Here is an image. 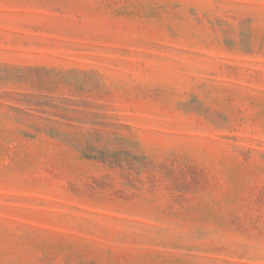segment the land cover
I'll return each mask as SVG.
<instances>
[{
    "label": "rangeland",
    "instance_id": "374dc122",
    "mask_svg": "<svg viewBox=\"0 0 264 264\" xmlns=\"http://www.w3.org/2000/svg\"><path fill=\"white\" fill-rule=\"evenodd\" d=\"M0 264H264V0H0Z\"/></svg>",
    "mask_w": 264,
    "mask_h": 264
}]
</instances>
